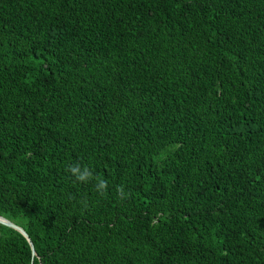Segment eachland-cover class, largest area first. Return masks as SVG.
Here are the masks:
<instances>
[{"label": "trees", "instance_id": "trees-1", "mask_svg": "<svg viewBox=\"0 0 264 264\" xmlns=\"http://www.w3.org/2000/svg\"><path fill=\"white\" fill-rule=\"evenodd\" d=\"M0 216V264H264V0H0Z\"/></svg>", "mask_w": 264, "mask_h": 264}, {"label": "clouds", "instance_id": "clouds-1", "mask_svg": "<svg viewBox=\"0 0 264 264\" xmlns=\"http://www.w3.org/2000/svg\"><path fill=\"white\" fill-rule=\"evenodd\" d=\"M67 171L72 177H74L75 182L90 183L92 181H95V190L101 196L105 195L108 189L107 181L94 176L93 171L89 167L83 166L80 163L69 164L67 166ZM117 192L120 198H124L128 195L127 193H125L123 185L118 186Z\"/></svg>", "mask_w": 264, "mask_h": 264}, {"label": "water", "instance_id": "water-1", "mask_svg": "<svg viewBox=\"0 0 264 264\" xmlns=\"http://www.w3.org/2000/svg\"><path fill=\"white\" fill-rule=\"evenodd\" d=\"M0 223L4 224V225H6V226H8V227H10V228H12L14 230H16L17 232H19L22 236H24L27 239V236H26L25 232L19 226H17L14 223L10 222L6 218L0 216ZM30 247H31V245H30Z\"/></svg>", "mask_w": 264, "mask_h": 264}]
</instances>
